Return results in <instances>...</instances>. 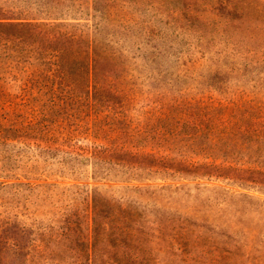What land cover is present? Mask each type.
Listing matches in <instances>:
<instances>
[{
    "label": "rangeland",
    "instance_id": "obj_1",
    "mask_svg": "<svg viewBox=\"0 0 264 264\" xmlns=\"http://www.w3.org/2000/svg\"><path fill=\"white\" fill-rule=\"evenodd\" d=\"M124 1L129 22L150 33L133 43L116 28L117 76L106 84L123 92L131 130L152 132L117 147L178 158L177 146L152 138L161 107L173 103L241 96L264 121V0ZM3 12L94 44L112 35L87 0H0ZM55 57L0 27V264H113L123 255L128 264H264V176L234 182L98 165L93 152L111 145L97 127L112 114L94 108L89 59L71 52L62 69ZM253 160L226 166L263 170L264 149ZM97 200L134 214L123 248L94 244Z\"/></svg>",
    "mask_w": 264,
    "mask_h": 264
},
{
    "label": "trees",
    "instance_id": "obj_2",
    "mask_svg": "<svg viewBox=\"0 0 264 264\" xmlns=\"http://www.w3.org/2000/svg\"><path fill=\"white\" fill-rule=\"evenodd\" d=\"M75 1V0H74ZM81 1V0H80ZM94 13L93 18L104 22V28L112 32L106 35L107 41L103 44H94L93 41H84L79 38L65 35L58 30V25L53 27L46 24L29 22L28 19L11 18L3 12V35L9 39L17 38L25 44H34L43 50H51L56 54L55 62L58 68L65 67V58L71 53H78L89 59V70L93 80V103L97 114L106 112L112 114V121L108 126L103 124L97 127V134H102L107 139L110 147L96 150L94 157L96 163L116 165H131L137 168L161 169L181 176H216L234 182L244 180L246 174L264 176L263 170L242 169L226 166L230 160L246 158L247 164H255L253 156L259 155L264 149V121L259 116L260 109L244 101L240 96L237 100L229 99L226 103L209 102L203 100L194 103H173L162 108L164 122L160 130L154 131L152 138L159 142L168 143L179 149L178 158L173 155H158L145 153L141 150L135 152L127 149L122 143L130 139H146L151 130H131L127 115L123 109L127 104L123 102V92L114 84H106V80H115L117 63L109 48L111 42H119L113 37L116 28H121L127 40L133 43L148 40L145 33H150L146 27L136 25L128 17L133 9L125 5L124 0H87ZM57 1L55 6H58ZM81 3L78 4V7ZM53 5V9L55 7ZM97 15V16H96ZM56 19V18H54ZM136 27V28H135ZM136 30V32L134 31ZM147 40V41H144ZM158 49L157 47H155ZM88 66L84 69L87 72ZM76 92L83 93V89L75 88ZM96 112V111H95ZM144 134V137H141ZM211 158V163L193 161L191 156ZM254 154V155H253ZM221 159L220 164L216 161ZM254 182V180H252ZM93 233L95 245L106 243L113 249L123 248L128 241L133 239L132 230L137 225L134 214L128 209L109 201L97 200L94 203ZM100 251V250H99ZM101 254V253H100ZM103 256L106 253H102ZM113 256H117L113 253ZM113 264H128L124 255L116 258ZM102 264H109L106 260Z\"/></svg>",
    "mask_w": 264,
    "mask_h": 264
}]
</instances>
